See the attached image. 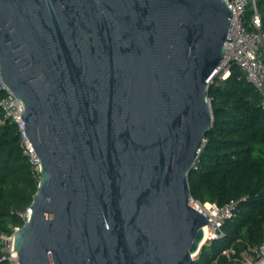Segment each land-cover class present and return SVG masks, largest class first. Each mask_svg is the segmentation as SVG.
<instances>
[{
	"label": "water",
	"instance_id": "95a60500",
	"mask_svg": "<svg viewBox=\"0 0 264 264\" xmlns=\"http://www.w3.org/2000/svg\"><path fill=\"white\" fill-rule=\"evenodd\" d=\"M231 19L223 0H0V75L40 166L19 264L192 263Z\"/></svg>",
	"mask_w": 264,
	"mask_h": 264
},
{
	"label": "trees",
	"instance_id": "16d2710c",
	"mask_svg": "<svg viewBox=\"0 0 264 264\" xmlns=\"http://www.w3.org/2000/svg\"><path fill=\"white\" fill-rule=\"evenodd\" d=\"M264 31V0H255ZM248 11L245 19L250 18ZM4 93L0 91V100ZM212 128L188 177L190 196L200 203L238 206L224 237L201 247L191 264H242L241 255L264 244V109L260 96L236 65L209 84ZM0 235L11 234L25 219L40 176L23 154L17 127L0 109ZM0 242V257L1 252ZM233 253L221 255L225 249ZM0 264H8L0 261Z\"/></svg>",
	"mask_w": 264,
	"mask_h": 264
},
{
	"label": "built area",
	"instance_id": "2783aa9c",
	"mask_svg": "<svg viewBox=\"0 0 264 264\" xmlns=\"http://www.w3.org/2000/svg\"><path fill=\"white\" fill-rule=\"evenodd\" d=\"M231 10V26L228 30L227 38L232 42L224 43L223 59L214 72L208 83H212L213 78L222 71L226 74L219 77L221 80L229 75V68L232 64L239 67L245 79L260 96V104L264 109V31H262V21L258 12L255 0H223ZM251 9L252 14L248 20L245 19L247 12ZM0 91L4 97L0 100V109L4 119H9L17 127L23 154L28 158L35 172L39 174V160L30 144L26 132L25 124L21 119L23 106L21 102L4 84L0 75ZM3 121L0 120V124ZM188 205L199 213L203 214L208 223L203 228L205 240L203 245L224 237L222 227L224 223L234 214L238 202L231 201L223 206L214 203H200L192 196H189ZM27 218V216H26ZM26 218H23L26 220ZM18 228H14L11 234L0 235L2 245L0 261L8 264H19L18 255L12 250L13 234ZM12 250V251H11ZM233 253L231 248L225 249L221 255L226 257ZM242 264H264V244L249 248L241 255Z\"/></svg>",
	"mask_w": 264,
	"mask_h": 264
},
{
	"label": "rangeland",
	"instance_id": "374dc122",
	"mask_svg": "<svg viewBox=\"0 0 264 264\" xmlns=\"http://www.w3.org/2000/svg\"><path fill=\"white\" fill-rule=\"evenodd\" d=\"M249 11H251V9H249ZM250 14V16H251V13H249ZM226 74L222 71L221 73H219V75H218V77H224ZM27 210L25 211V213H23L22 214V217L23 218H26V216H27Z\"/></svg>",
	"mask_w": 264,
	"mask_h": 264
},
{
	"label": "bare ground",
	"instance_id": "6f19581e",
	"mask_svg": "<svg viewBox=\"0 0 264 264\" xmlns=\"http://www.w3.org/2000/svg\"><path fill=\"white\" fill-rule=\"evenodd\" d=\"M203 231H205V229H204ZM204 240H205V237L203 236V241H202V243L204 242Z\"/></svg>",
	"mask_w": 264,
	"mask_h": 264
}]
</instances>
